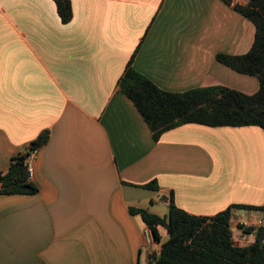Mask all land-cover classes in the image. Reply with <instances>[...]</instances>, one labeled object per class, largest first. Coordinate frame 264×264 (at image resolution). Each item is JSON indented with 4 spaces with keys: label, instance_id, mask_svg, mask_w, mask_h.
<instances>
[{
    "label": "crops",
    "instance_id": "crops-1",
    "mask_svg": "<svg viewBox=\"0 0 264 264\" xmlns=\"http://www.w3.org/2000/svg\"><path fill=\"white\" fill-rule=\"evenodd\" d=\"M71 2L64 25L53 0H0V174L50 132L34 161L39 193L0 184V264H149V228L132 209L264 206L261 128L187 124L155 142L120 87L138 49L133 68L164 91L257 93L256 77L217 60L249 52L251 21L222 0ZM231 224L235 243L251 245L245 228H264V212L235 209Z\"/></svg>",
    "mask_w": 264,
    "mask_h": 264
},
{
    "label": "trees",
    "instance_id": "trees-1",
    "mask_svg": "<svg viewBox=\"0 0 264 264\" xmlns=\"http://www.w3.org/2000/svg\"><path fill=\"white\" fill-rule=\"evenodd\" d=\"M53 1L61 22L69 24L73 19L71 0ZM222 1L251 21L256 33L248 53L240 56L219 54L217 60L239 74L256 77L260 88L253 95L223 86L184 93L167 92L133 68L137 49L120 80V87L149 126L155 142L165 133L187 124L213 128L258 127L264 131V0H249L246 4ZM49 138L50 132H43L25 154L13 158L9 171L0 174L2 194L39 193L26 162L32 153L48 143ZM144 188L158 190V184L154 181ZM235 209L264 212V206L235 205L213 217L196 216L177 207L173 198L167 218L142 209L131 212L141 216L157 244L162 242L159 228L167 231L168 239L149 264H264V228L246 227L247 232H255V242L239 246L235 243L231 224Z\"/></svg>",
    "mask_w": 264,
    "mask_h": 264
},
{
    "label": "built area",
    "instance_id": "built-area-1",
    "mask_svg": "<svg viewBox=\"0 0 264 264\" xmlns=\"http://www.w3.org/2000/svg\"><path fill=\"white\" fill-rule=\"evenodd\" d=\"M36 154H37V152L32 153V155L28 158V160L26 162V166H27V169H28V172H29L30 177H32L33 176V173H34V161H35V158H36ZM246 234H253V235H255V232H252V233L246 232ZM145 244H146L147 248L150 249L149 259L154 258V255H157L159 251L156 248V242H155V240L153 238V235H152L150 229L146 233V236H145Z\"/></svg>",
    "mask_w": 264,
    "mask_h": 264
}]
</instances>
